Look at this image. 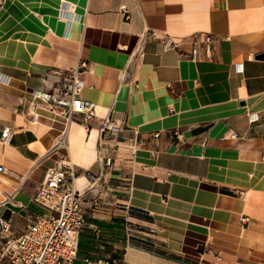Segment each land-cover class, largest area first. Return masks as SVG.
Returning <instances> with one entry per match:
<instances>
[{
	"label": "crops",
	"instance_id": "1",
	"mask_svg": "<svg viewBox=\"0 0 264 264\" xmlns=\"http://www.w3.org/2000/svg\"><path fill=\"white\" fill-rule=\"evenodd\" d=\"M250 4L87 0L67 38L62 21L47 28L52 44L30 41L33 56L42 47L46 69L23 51L1 57L0 217L14 233L41 211L34 197L46 170L70 164L86 181L74 264H264V59L255 58L264 53V21ZM229 9L237 13L228 18ZM196 12L206 18H185ZM207 33L215 38L212 56L200 48L191 59L193 40ZM166 36L181 41L178 50H163ZM75 68L97 116L89 124L69 122L33 96L55 90ZM106 117L121 131L102 134ZM63 135L67 143L57 145ZM89 173L100 174L94 188ZM237 190L248 197L242 211L222 198L240 201Z\"/></svg>",
	"mask_w": 264,
	"mask_h": 264
},
{
	"label": "built area",
	"instance_id": "2",
	"mask_svg": "<svg viewBox=\"0 0 264 264\" xmlns=\"http://www.w3.org/2000/svg\"><path fill=\"white\" fill-rule=\"evenodd\" d=\"M120 11L125 18H129V9L126 5L120 6ZM193 40L189 57L200 58V48L205 56L211 57L213 52L214 36L207 33ZM200 44V45H199ZM181 46V41L166 36L163 40V50L175 49ZM85 61L80 68H86ZM241 65L237 70H241ZM84 82L80 77V69L71 70L63 78L59 86L54 89L35 90L33 96L46 103L51 109L63 115L69 122L89 124L97 116L92 103L82 98ZM81 115V120L75 116ZM250 120L257 119L256 113L249 115ZM121 127L111 117L101 118L100 132L118 133ZM137 135V132H134ZM2 136L8 141L12 136V130L6 126ZM158 136V134H155ZM138 140L135 138L130 149L134 150ZM67 143L64 135L57 140V145ZM99 160L104 165H110L113 161L110 155H99ZM5 168L0 163V173ZM91 184L88 188H94L100 179V174H88ZM77 172L66 164L61 168L50 167L46 170L44 179L38 186L34 200L40 206L39 212L30 215L26 220L24 229L15 234L11 229L9 220L0 217V264H74L79 243L78 236L84 223V213L81 204L83 192L76 186ZM241 197L245 192L237 190ZM247 218H242L246 222ZM87 264H92L90 261ZM96 264H110L108 260H97Z\"/></svg>",
	"mask_w": 264,
	"mask_h": 264
},
{
	"label": "bare ground",
	"instance_id": "3",
	"mask_svg": "<svg viewBox=\"0 0 264 264\" xmlns=\"http://www.w3.org/2000/svg\"><path fill=\"white\" fill-rule=\"evenodd\" d=\"M9 1V4H5L0 9V53L2 54L0 55V59L5 55V57L16 56L15 54H19L23 51L27 53V57L29 56L30 58L34 59L35 67L42 70L47 68V65L44 64L45 62L42 56V47L39 48L40 45H37L38 50L34 56L32 50L30 49V47H32L30 41L33 38L35 30L38 28L46 30L47 28L65 21L66 27L64 30V37L67 38L71 22L77 19L75 15L77 6L82 4L86 5L87 2V0H29L30 4H33V7H31L28 4H25V1L23 0ZM228 12L229 13H226V17L229 18L231 13H237V9L233 11L229 9ZM19 15H23V22L18 25L23 27L25 30V37L19 38V42L16 44L12 40L11 34L7 33V30L9 27H11L12 23H14V21L19 18ZM185 18H187L188 21L199 20L201 18H206V14L205 12L189 13L185 16ZM228 25L229 29L232 31V23L229 22ZM38 34L39 37H42V33ZM75 184L77 188L81 189V187L86 184V181L84 178H77ZM222 198L225 203L229 204L230 206H236L237 208L241 209V211L245 208L246 201L248 200L246 195L242 196L240 201H237L236 203L232 198Z\"/></svg>",
	"mask_w": 264,
	"mask_h": 264
},
{
	"label": "rangeland",
	"instance_id": "4",
	"mask_svg": "<svg viewBox=\"0 0 264 264\" xmlns=\"http://www.w3.org/2000/svg\"><path fill=\"white\" fill-rule=\"evenodd\" d=\"M6 1L7 0H0V9L2 8V6L5 5V2ZM214 1L215 0H211V2H212V8L214 7ZM247 1L250 2V3H252V4L248 5V6L249 7H253V9L257 10L259 12V14H260L259 17L260 18H263L262 20L264 21V11H263V15L261 13V10L264 9L263 5H260V3L257 2V1H255V0H247ZM21 19H22V16L19 15V20L16 21V22H14L11 25V27H9V29L7 30L8 31L7 33H10L11 34V38H12V40L15 43H18L19 42V38L24 37V34H25V30L23 29V27H21V26L18 25L21 22H23V20L21 21ZM12 26H14V27H12ZM260 27L261 26H259V28ZM193 30H194L193 31L194 34H197V33L203 34V33H206V32H211V30H209L208 28H204V29L196 28V29H193ZM36 31H37V33L39 31V33H40L42 31V28L36 29ZM47 31H48V34L46 35V37H43V38L42 37L40 38L38 34H33L34 39L35 40H39L40 39L41 41L45 40V41H48L50 44H52L53 43V40H52L53 35L51 33H49V31H50L49 29H47ZM53 32L56 33V31H54V30H53ZM39 43H41V42L39 41ZM21 64H24V65H27L28 66V64L26 62H23V61L21 62ZM29 64H31V62H29Z\"/></svg>",
	"mask_w": 264,
	"mask_h": 264
},
{
	"label": "water",
	"instance_id": "5",
	"mask_svg": "<svg viewBox=\"0 0 264 264\" xmlns=\"http://www.w3.org/2000/svg\"><path fill=\"white\" fill-rule=\"evenodd\" d=\"M257 59H264V53H259L255 56Z\"/></svg>",
	"mask_w": 264,
	"mask_h": 264
}]
</instances>
